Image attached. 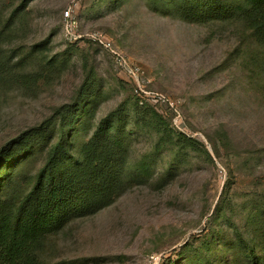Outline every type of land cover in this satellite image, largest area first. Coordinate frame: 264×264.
Returning a JSON list of instances; mask_svg holds the SVG:
<instances>
[{
  "label": "rangeland",
  "instance_id": "rangeland-1",
  "mask_svg": "<svg viewBox=\"0 0 264 264\" xmlns=\"http://www.w3.org/2000/svg\"><path fill=\"white\" fill-rule=\"evenodd\" d=\"M69 8L77 40L64 30ZM96 30L142 67L139 85L88 37ZM0 34V151L43 126L55 142L83 96L96 101L74 150L114 111L126 120L128 183L49 237L47 264H189L187 242L232 244L236 227L253 238L264 226V48L242 25L185 21L159 0H0ZM40 150L12 169L23 186ZM143 162L151 173L136 177Z\"/></svg>",
  "mask_w": 264,
  "mask_h": 264
},
{
  "label": "trees",
  "instance_id": "trees-1",
  "mask_svg": "<svg viewBox=\"0 0 264 264\" xmlns=\"http://www.w3.org/2000/svg\"><path fill=\"white\" fill-rule=\"evenodd\" d=\"M30 1L24 0V6ZM159 1L185 21L238 23L264 48V0ZM95 101L93 96H83L76 108L62 113L63 126L70 128L53 136L55 142L47 141L48 128L43 126L24 132L0 151V264H47L43 254L49 237L71 221L109 207L128 183L126 120L119 110L101 119L90 138L74 150L77 138L89 132L88 116ZM139 104L142 112L150 109L153 116L163 118L142 100ZM188 141L195 143L189 138L175 144ZM43 145L46 159L23 186L12 169L45 149ZM136 171V177L145 178L151 167L143 162ZM235 231L232 244L229 240L223 244L222 237L204 242L199 249L187 242L185 250L193 254L187 253L185 259L189 264H264V226L255 228L253 238L237 227ZM230 251L236 253L237 260L229 259Z\"/></svg>",
  "mask_w": 264,
  "mask_h": 264
},
{
  "label": "built area",
  "instance_id": "built-area-1",
  "mask_svg": "<svg viewBox=\"0 0 264 264\" xmlns=\"http://www.w3.org/2000/svg\"><path fill=\"white\" fill-rule=\"evenodd\" d=\"M63 19H64V30L66 36L77 40L78 37H80L77 35L78 22L74 18L71 8L63 12ZM88 37L92 41L104 47L105 49L111 51L117 67L125 74H128L129 76L134 78L138 85L140 84L139 79L142 78V74H143L142 67L132 63L126 57L125 54H123L118 49H116L114 43L104 31L96 30L94 32L89 33ZM171 104L173 105V103Z\"/></svg>",
  "mask_w": 264,
  "mask_h": 264
}]
</instances>
